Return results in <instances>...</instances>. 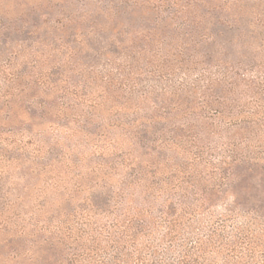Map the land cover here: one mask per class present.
<instances>
[{
    "label": "rangeland",
    "instance_id": "rangeland-1",
    "mask_svg": "<svg viewBox=\"0 0 264 264\" xmlns=\"http://www.w3.org/2000/svg\"><path fill=\"white\" fill-rule=\"evenodd\" d=\"M235 72H264V0H0V264L57 263V227L105 229L146 209L138 184L264 130Z\"/></svg>",
    "mask_w": 264,
    "mask_h": 264
},
{
    "label": "trees",
    "instance_id": "trees-1",
    "mask_svg": "<svg viewBox=\"0 0 264 264\" xmlns=\"http://www.w3.org/2000/svg\"><path fill=\"white\" fill-rule=\"evenodd\" d=\"M233 75L236 81L227 84L225 91L235 97L243 89L236 99L247 97L259 107L242 121L255 119L264 111V72L257 84L237 72ZM231 116L230 123L234 121ZM245 125L249 130L259 124ZM248 130L223 136L216 161L204 159L205 153L200 152L194 155L197 167L175 165L182 176L172 186L138 184L146 209L127 201L122 211L110 215L105 229L89 227L81 218L76 228L57 227L53 245L61 248L63 258L53 263L264 264V130H256L255 138ZM216 136L221 140L219 134L209 135ZM149 191H156L162 199L157 217L152 211L160 200L153 199ZM217 202H223L220 214L211 212ZM51 240L46 243L47 251Z\"/></svg>",
    "mask_w": 264,
    "mask_h": 264
}]
</instances>
